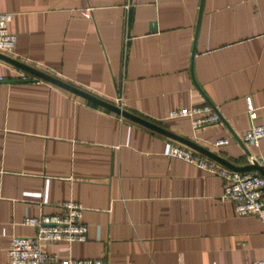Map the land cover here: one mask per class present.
<instances>
[{"label":"crops","instance_id":"0c3cea01","mask_svg":"<svg viewBox=\"0 0 264 264\" xmlns=\"http://www.w3.org/2000/svg\"><path fill=\"white\" fill-rule=\"evenodd\" d=\"M0 12L15 35L13 53L0 54L110 104L120 96L127 112L236 166H264V138L252 158L241 144L264 124V0H0ZM22 76L36 77L0 59V264L12 235L35 233L25 218L68 201L84 208L86 239L42 244L61 258L259 264L264 222L236 214L219 176L168 156L187 145ZM204 104L218 123L162 120Z\"/></svg>","mask_w":264,"mask_h":264},{"label":"built area","instance_id":"2783aa9c","mask_svg":"<svg viewBox=\"0 0 264 264\" xmlns=\"http://www.w3.org/2000/svg\"><path fill=\"white\" fill-rule=\"evenodd\" d=\"M12 14L0 12V53L10 55L15 45V35L7 29ZM24 81H39L37 77L22 76ZM1 80V79H0ZM251 118L255 112L250 98H246ZM115 105L122 108L120 96L115 99ZM174 118H189L191 128L196 130L213 125L220 121L219 115L208 104L170 110L162 120ZM264 138V124L251 125L242 136L241 141L246 148L257 146ZM228 143L227 139H218L211 143L218 147ZM169 157L178 158L197 168L219 176L223 181L221 197L233 203L239 216H254L264 222V177L255 172H239L218 164L194 149L173 144L168 152ZM251 157V155H250ZM252 158V157H251ZM254 160V158H252ZM61 212L54 215L28 217L23 220L26 225L35 227L31 236L12 235L7 250L9 264H106L100 258H61L56 252L43 250L45 241H83L86 239V225L81 221L84 208L75 202H64L60 205ZM264 264V257L259 261Z\"/></svg>","mask_w":264,"mask_h":264},{"label":"water","instance_id":"95a60500","mask_svg":"<svg viewBox=\"0 0 264 264\" xmlns=\"http://www.w3.org/2000/svg\"><path fill=\"white\" fill-rule=\"evenodd\" d=\"M0 59L7 62V63H10L14 66H17L18 68L30 73V74H33L34 76L40 78V79H43V80H46L56 86H59L69 92H72L78 96H81L93 103H96L104 108H107L123 117H126L134 122H137L139 123L140 125L142 126H145L151 130H154L156 132H159L163 135H166V136H170L176 140H178L179 142H182L184 143L185 145L195 149L196 151L204 154L205 156H208L210 157L211 159L219 162L220 164L226 166L227 168L231 169V170H234V171H239V172H245V171H256L258 172L259 174H261L263 177H264V166H261L257 161L255 160H251V163L250 164H247V165H243V166H236L224 159H222L221 157L215 155L214 153L210 152L209 150H207L206 148L204 147H201L199 146L198 144L190 141V140H187V139H184L180 136H177L175 134H172L171 132L167 131L166 129L148 121V120H145L141 117H138V116H135L129 112H127L126 110L124 109H120L119 107H117L116 105H113V104H110L104 100H101L100 98H97L91 94H88L72 85H69L45 72H42L32 66H29L25 63H22V62H19L13 58H10V57H7V56H4L2 54H0ZM220 118V117H219ZM221 119V118H220ZM241 144L243 145V148H244V152L247 156H250V152L247 150V148H245L244 144L242 143L241 141Z\"/></svg>","mask_w":264,"mask_h":264}]
</instances>
